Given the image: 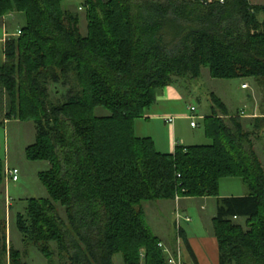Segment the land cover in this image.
I'll use <instances>...</instances> for the list:
<instances>
[{"label":"trees","instance_id":"trees-1","mask_svg":"<svg viewBox=\"0 0 264 264\" xmlns=\"http://www.w3.org/2000/svg\"><path fill=\"white\" fill-rule=\"evenodd\" d=\"M68 1L87 8V35ZM25 25L4 41L0 66L2 120L32 121L26 158L47 162L39 173L47 199H29L16 227L53 264L48 244L69 264H167L141 204L218 197L219 181L238 178L248 193L218 199L213 218L219 264H264V170L239 117L211 94L204 119L208 145L177 144L173 154L136 137L133 121L176 80L263 79L264 5L250 0H0V19ZM68 89L52 102L48 87ZM4 96L5 102L2 97ZM3 102V103H1ZM102 108L108 116H94ZM217 111L220 113L218 114ZM4 164L0 161V184ZM64 208L68 224L57 215ZM243 219L244 227L236 220ZM190 256L187 241L178 230ZM0 264L6 254L0 237ZM9 264H25L9 249Z\"/></svg>","mask_w":264,"mask_h":264},{"label":"rangeland","instance_id":"rangeland-1","mask_svg":"<svg viewBox=\"0 0 264 264\" xmlns=\"http://www.w3.org/2000/svg\"><path fill=\"white\" fill-rule=\"evenodd\" d=\"M253 5H264V0H250ZM79 1H68L62 4L63 10L76 14L79 18V32L82 36L87 35V8ZM10 14V13H9ZM260 20L264 19V14H259ZM18 19H16L17 21ZM25 21H19L20 29L24 27ZM14 23H11L7 29L8 34L16 33ZM3 26L0 25V64L4 60L3 53ZM17 37V33L14 34ZM7 36L5 39L10 38ZM5 41V40H4ZM176 89L182 95V99L172 104H156V102L146 109L143 113V117L133 121V133L134 135L141 136V138H150L154 144V148L157 152H168L169 146V127L163 123L161 119L149 118L154 114H164L183 116L194 115L195 122L198 124L196 129L189 127L190 119L176 120L175 139L177 144L180 143L183 137V142L188 144H201L208 145L209 139L205 137L204 131V119L211 115L212 99L211 94L215 95L219 100L224 103L228 111L232 113L240 112L243 109V113L246 115H254L264 111V81L263 79H231L220 80L212 79L209 76V71L206 68L201 69V74L198 80L188 81L187 79L176 80ZM245 85L246 88H243ZM67 87L62 84H50L48 87V94L51 101H61L67 91ZM188 107H194L195 111L190 112ZM155 111L159 113H154ZM165 111V112H161ZM168 111V112H167ZM218 114H220L217 111ZM109 113L102 108L94 110V116L104 117ZM162 116V115H159ZM229 116L235 117L234 114L223 116L225 124L229 125ZM149 118V119H148ZM188 118V117H187ZM240 121L241 119L238 118ZM245 121H248L247 119ZM244 121V124L247 123ZM241 123V122H240ZM259 133V132H257ZM253 134V133H252ZM260 134V133H259ZM262 134V133H261ZM186 138V139H185ZM250 140L252 142L253 152L254 146L259 152L257 157L264 168V133L259 137L250 134ZM35 142V128L32 121H21L17 118H12L7 123H3L0 119V161L4 164V168L17 167L18 180L11 182L5 179L0 184V237L5 232L6 239V254L4 255V262L10 263L9 249L18 251L20 260L25 264H48L47 259L39 252L36 246L25 243L22 241V236L16 227L17 214H23L24 209L29 199H44L47 197L44 186L39 179V173L48 170L49 164L47 162H35L26 158L25 150L28 146ZM257 156V154H256ZM264 170V169H263ZM247 194L248 190L238 178H223L219 181L218 196L227 194ZM199 199V198H196ZM176 200V199H175ZM157 202H144L141 204L143 211L148 214L146 221L152 234H156L155 227L152 222V214L150 207ZM160 203V202H158ZM200 200H192L185 204L187 208V215L190 216L191 222L185 224L180 219L181 225L184 227L186 233L190 236L200 237L212 231L211 219L214 216L215 211V199L209 200L206 207L201 210ZM162 210L159 211V215L164 219L168 227V232L177 237V228L175 224V211L172 210L173 206L165 204ZM156 207V206H155ZM54 208L60 219L68 224L65 215L64 208L59 204L54 203ZM158 212V210H156ZM172 213V215H171ZM182 218L181 213H179ZM244 227V220L237 221ZM1 239V238H0ZM51 252L53 264H69L65 257H62L60 252L56 248V244L51 242L48 244ZM175 247L170 246V249L174 250ZM175 251V250H174ZM114 264H123L120 254H116L112 259Z\"/></svg>","mask_w":264,"mask_h":264},{"label":"crops","instance_id":"crops-1","mask_svg":"<svg viewBox=\"0 0 264 264\" xmlns=\"http://www.w3.org/2000/svg\"><path fill=\"white\" fill-rule=\"evenodd\" d=\"M22 17L23 16L21 14L10 13V14H7L6 16H4L0 19V25L3 26V32H4L3 33L4 38L2 39L3 46H4V40L7 36H11L10 38L16 37L14 34H16L20 30L19 21L22 20ZM16 19H18V20L16 21ZM11 23H14L15 27H18V28L15 31L16 33L8 34L7 29ZM4 62H5V56H4L3 62L0 64V66H2L4 64ZM175 85L176 84L165 87L163 89V91L156 97V104H160V103L161 104H163V103L164 104L165 103L172 104V102L176 103L177 101H180L182 99V96H181L182 94L179 93V90L176 89ZM0 94H1V92H0ZM2 100H3V102H5L4 96L2 97ZM3 102H1V103H3ZM5 109H6L5 105L0 104V119L3 118V116L5 115ZM226 109H227V107H226ZM187 110L189 111L188 106H187ZM227 111H228V109H227ZM161 112H165V111H161ZM243 112H244L243 109H242V111H240V112L237 111L236 113H232V112L228 111V113L230 115L234 114L235 117L237 116L241 119L240 122H241L242 128L245 132L253 133V135H256V137H259L260 135H262L264 133V111L259 112V113L254 114V115H246ZM154 113H159V112L155 111ZM159 115H162V116H159ZM189 116L190 115H185V114L183 116L169 115L165 112L164 114H154V115H151L149 117L151 119H161V120H163V123L168 125V127H169V146L167 147L168 152H165L162 154H173L174 148L177 145V141L175 139L176 136L174 135L175 132L177 131L176 120H179V119H186L187 120L188 119L187 117H189ZM168 118H173L172 124H168L166 122V119H168ZM246 119L248 121H245ZM8 121H10V120H4L3 119V123H7ZM244 121L247 123L244 124ZM197 126H198V124L196 125V127H191L190 121H189V127L191 129H196ZM257 132H259L260 134ZM136 137L141 138V136H138V135H136ZM190 141L192 142V140H190ZM191 142H188V143H191ZM188 143H187V145H185L183 142V137H182L179 144L183 145V146L201 145V144H188ZM256 147L257 146H254V150H255L257 157H258L259 152H258V150H256ZM159 153H161V152H159ZM14 168L17 169V167H14ZM46 194H47V192H46ZM245 195H247V194H240L239 193V194H227V195H222V196H218V197H204V198H199V199H196V198H177L176 200H173V201H171V200L170 201H157V203H154V204H161V205H152L154 207H150V211L152 214L151 218H152V222H153V225L155 227V232H156V234H153V235L155 237H157L160 240V242L163 243L164 245H166L167 247L172 246V247H175L174 248L175 251L179 250L181 257H182L183 261L185 262V264H219V248H218V243H217V240L215 238L214 230H213V218L216 215V208H217V203H218L217 201H218V199H222V198L243 197ZM46 196L47 197H45L44 199L48 198V194ZM211 199H215V203H214L215 204V206H214L215 207V211H214L215 213H214L213 218L211 219V223H212L211 233H207V234L200 236V237L190 236L186 233V231H185L184 227L181 225V223H179V229L177 228V225H175L177 228V232H178V230H181L182 236L187 241V246L191 250V253L193 254V257H191L190 253L188 252V249L186 248V246L184 244V242L182 241V239H180L179 233H177V237H175V238H173V236L171 237V235L168 232V227H167L166 223L164 222V219L159 215V211L162 210V208L164 206H167L165 204L172 205L173 206L172 210L174 209L173 211H175V215H176V213H178V214L181 213L182 218H188L189 219V221L183 220V222L185 224H187V223L191 222V218H190V216L187 215V211H186L187 208L185 207V204L189 201H192V200H200V201H202L201 210H203L206 207V205L208 204L209 200H211ZM158 202H160V203H158ZM156 210H158V212ZM171 215H172V213H171ZM144 216H145V219L147 221V219H148L147 212L146 213L144 212ZM240 220H242V219H238L236 221H240Z\"/></svg>","mask_w":264,"mask_h":264},{"label":"built area","instance_id":"built-area-1","mask_svg":"<svg viewBox=\"0 0 264 264\" xmlns=\"http://www.w3.org/2000/svg\"><path fill=\"white\" fill-rule=\"evenodd\" d=\"M19 33L20 32L18 31L17 35H19ZM243 88H246V86L244 85ZM189 111L194 112L195 111L194 107H189ZM188 119H190V126L196 127L197 123L194 120L195 116L194 115L189 116ZM166 122L168 124H172L173 118L166 119ZM4 177H5V179L10 180L11 182H16L18 180V170L15 168L6 167V168H4ZM180 219H182L184 221H189L188 218H181L180 215L178 213H176L175 223H176L178 229H179ZM158 247L162 250V253L164 254V256L166 258L167 264H185V262L183 261V259L181 257L179 250L174 251V250L170 249V247H167L166 245H164L161 242L158 244Z\"/></svg>","mask_w":264,"mask_h":264}]
</instances>
